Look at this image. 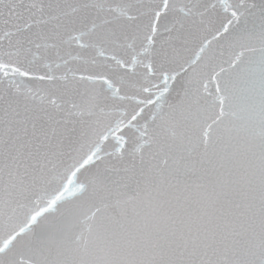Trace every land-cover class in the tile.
<instances>
[{"label":"snow or ice","instance_id":"obj_1","mask_svg":"<svg viewBox=\"0 0 264 264\" xmlns=\"http://www.w3.org/2000/svg\"><path fill=\"white\" fill-rule=\"evenodd\" d=\"M0 264H264V0H0Z\"/></svg>","mask_w":264,"mask_h":264}]
</instances>
